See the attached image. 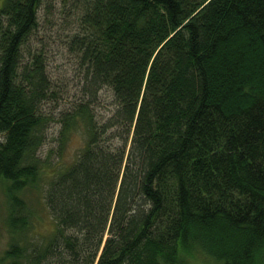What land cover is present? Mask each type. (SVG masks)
I'll return each mask as SVG.
<instances>
[{"label":"trees","instance_id":"1","mask_svg":"<svg viewBox=\"0 0 264 264\" xmlns=\"http://www.w3.org/2000/svg\"><path fill=\"white\" fill-rule=\"evenodd\" d=\"M2 2L0 264H264V0H74L58 150L86 140L60 169L39 154L61 98L31 44L42 0Z\"/></svg>","mask_w":264,"mask_h":264},{"label":"rangeland","instance_id":"2","mask_svg":"<svg viewBox=\"0 0 264 264\" xmlns=\"http://www.w3.org/2000/svg\"><path fill=\"white\" fill-rule=\"evenodd\" d=\"M0 0V7L2 5ZM74 0H42L38 9V26L31 41L32 47L41 48L46 59V71L61 91V98L56 103L50 102L44 106V112L50 113L52 118L45 128L44 143L39 154L49 159L52 168L60 169L70 165L76 158L80 148L84 145L86 134L82 127L72 131L65 148L60 152L58 121L59 112L73 106L82 96V73L79 69L77 57L68 49L70 35L77 31L79 22L74 15ZM91 111L99 124L109 118L116 108L111 92L107 88L100 89L90 102ZM111 132V129H110ZM39 225L36 230L44 232L47 228ZM6 246L5 232H0V253ZM190 264H216L211 257L200 252H193L188 257Z\"/></svg>","mask_w":264,"mask_h":264}]
</instances>
